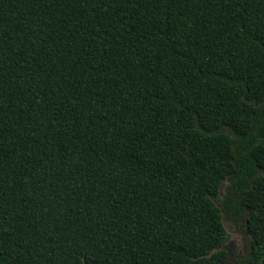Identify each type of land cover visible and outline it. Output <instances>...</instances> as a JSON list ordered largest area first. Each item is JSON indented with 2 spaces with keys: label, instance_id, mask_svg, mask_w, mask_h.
<instances>
[{
  "label": "trees",
  "instance_id": "trees-1",
  "mask_svg": "<svg viewBox=\"0 0 264 264\" xmlns=\"http://www.w3.org/2000/svg\"><path fill=\"white\" fill-rule=\"evenodd\" d=\"M264 257V0H0V264H218L214 203Z\"/></svg>",
  "mask_w": 264,
  "mask_h": 264
},
{
  "label": "flooded vegetation",
  "instance_id": "flooded-vegetation-1",
  "mask_svg": "<svg viewBox=\"0 0 264 264\" xmlns=\"http://www.w3.org/2000/svg\"><path fill=\"white\" fill-rule=\"evenodd\" d=\"M231 200H223V217L232 225L234 231L240 238V242L233 241L230 247L219 248L224 251L223 258L218 264H264L262 259L254 261L250 259L249 237L245 227V215L235 210L230 205ZM226 216V217H225Z\"/></svg>",
  "mask_w": 264,
  "mask_h": 264
},
{
  "label": "rangeland",
  "instance_id": "rangeland-1",
  "mask_svg": "<svg viewBox=\"0 0 264 264\" xmlns=\"http://www.w3.org/2000/svg\"><path fill=\"white\" fill-rule=\"evenodd\" d=\"M226 188H227V181L221 184L218 190L217 197L216 199H214V203L219 210L221 221L225 229V237L219 248L230 247L233 241L240 242V238L236 234V231L233 230L232 225L228 222V220H226V218L223 217L224 207L222 203L226 195Z\"/></svg>",
  "mask_w": 264,
  "mask_h": 264
},
{
  "label": "water",
  "instance_id": "water-1",
  "mask_svg": "<svg viewBox=\"0 0 264 264\" xmlns=\"http://www.w3.org/2000/svg\"><path fill=\"white\" fill-rule=\"evenodd\" d=\"M261 262L264 263V257L262 258V261Z\"/></svg>",
  "mask_w": 264,
  "mask_h": 264
}]
</instances>
